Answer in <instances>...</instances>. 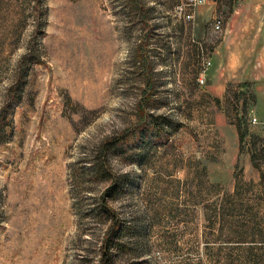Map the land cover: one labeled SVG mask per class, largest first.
Returning <instances> with one entry per match:
<instances>
[{
  "label": "rangeland",
  "instance_id": "1",
  "mask_svg": "<svg viewBox=\"0 0 264 264\" xmlns=\"http://www.w3.org/2000/svg\"><path fill=\"white\" fill-rule=\"evenodd\" d=\"M242 1L0 0V264H264Z\"/></svg>",
  "mask_w": 264,
  "mask_h": 264
},
{
  "label": "trees",
  "instance_id": "2",
  "mask_svg": "<svg viewBox=\"0 0 264 264\" xmlns=\"http://www.w3.org/2000/svg\"><path fill=\"white\" fill-rule=\"evenodd\" d=\"M137 5L139 4L138 3V0H133ZM139 6V5H138ZM35 55V54H34ZM30 63V62H34V63H42V60L39 58V56L36 54V56H26L25 58H23V61L21 63V68L24 66V63ZM21 85H23V83H21ZM20 85V87H21ZM17 86V85H16ZM19 86V85H18ZM17 87H11L9 91L12 92V95L14 93V96L15 98L13 100H11L12 102H15V103H18L22 97H18L17 94L15 93V90ZM6 109L0 114V125H1V128H0V135L4 133L5 135V131H4V127L3 124H5V127L7 126L6 125V120H7V106L5 107ZM144 116L146 117V115L144 114ZM154 125L155 126H158V123L154 122ZM236 127V131L238 132V135H239V139H240V142H242L244 140V138L247 136L248 132H245L243 133L242 129H241V125H235ZM2 135V136H4ZM0 137L3 138V137ZM114 144L112 143H109L107 144L105 147H104V150H108L109 148L111 149V147H113ZM252 161L254 162V165L257 166L256 162H255V157L252 156ZM102 171H105V168L103 167V170ZM106 177H108L107 179H111L112 175L108 174ZM116 186H111L110 188L107 189V191L103 194L102 196V201L105 205L104 207V212H106V214L108 215V217H110V219L112 221H115V225L113 226V228L111 229V231H109V233L107 234L105 240H104V245H103V249H102V261H101V264H113V261L114 259L112 258V250L114 247H118V243H116V237H117V227H116V222H117V218H116V215H115V212H112L110 210V208L108 207V201L109 199H113L115 198V192H116Z\"/></svg>",
  "mask_w": 264,
  "mask_h": 264
},
{
  "label": "crops",
  "instance_id": "3",
  "mask_svg": "<svg viewBox=\"0 0 264 264\" xmlns=\"http://www.w3.org/2000/svg\"><path fill=\"white\" fill-rule=\"evenodd\" d=\"M239 11H242L253 21L246 25L244 37L252 38V35H256L260 39L259 43L263 44L256 69L257 73L263 75L264 78V0H243ZM230 30L231 27L228 28V32Z\"/></svg>",
  "mask_w": 264,
  "mask_h": 264
},
{
  "label": "built area",
  "instance_id": "4",
  "mask_svg": "<svg viewBox=\"0 0 264 264\" xmlns=\"http://www.w3.org/2000/svg\"><path fill=\"white\" fill-rule=\"evenodd\" d=\"M217 31H221L222 29V23H217V26L215 28ZM210 64V63H209ZM252 124H256V125H260L261 128L264 130V122H260L259 119L257 117H254V119L252 120Z\"/></svg>",
  "mask_w": 264,
  "mask_h": 264
}]
</instances>
